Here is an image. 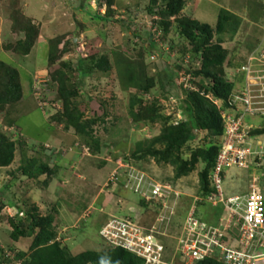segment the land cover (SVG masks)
Here are the masks:
<instances>
[{
  "label": "rangeland",
  "instance_id": "1",
  "mask_svg": "<svg viewBox=\"0 0 264 264\" xmlns=\"http://www.w3.org/2000/svg\"><path fill=\"white\" fill-rule=\"evenodd\" d=\"M162 4V0L157 5L151 0H0V64L18 72L22 92L16 103L0 109V135L15 145L13 162L0 168L1 264H30L32 245L42 230L53 235L52 243L78 256L108 249L99 233L114 218L156 227L163 210L143 205L123 180L116 185L115 173L133 171L171 187L169 219L160 229L169 257L175 253L183 222L192 209L211 224L227 214L223 205L197 201L204 199L199 194L202 164L188 176L175 179L170 165L158 164L154 157L134 156L139 143L153 140L164 126L173 125L174 118L166 111L172 98H179L183 113V102L191 93L207 91L209 99L222 107V101L206 88L211 80L196 75L202 68V55L180 34L178 19L172 18L165 31L159 15ZM230 6L235 10L232 15L241 21L238 32L216 34L211 44H221L227 51L224 72L231 81L252 52L264 49V0H235ZM206 9L215 16V8ZM179 18L195 19L193 11H183ZM22 22L38 31L27 56L13 50L25 39L16 30ZM217 23L211 26L214 30ZM92 58L96 62L107 59L110 69H95ZM188 73H194L198 92L183 85ZM62 77L68 91H78L69 99V109L80 117L78 124L85 134L66 116ZM151 80L155 86L145 91ZM237 82L242 84L243 76ZM6 83L7 74L0 67V92ZM150 108L159 109L163 119L154 124L139 119ZM247 121L264 128V119ZM205 139L206 133H201L190 149L204 146ZM190 155L187 148L184 158ZM252 187L264 193V168L227 171L226 197L247 194ZM33 216L46 219L42 229L31 227ZM12 220L27 229L26 237L13 239Z\"/></svg>",
  "mask_w": 264,
  "mask_h": 264
},
{
  "label": "built area",
  "instance_id": "2",
  "mask_svg": "<svg viewBox=\"0 0 264 264\" xmlns=\"http://www.w3.org/2000/svg\"><path fill=\"white\" fill-rule=\"evenodd\" d=\"M239 75L243 76L242 84L237 82ZM186 76L187 84H183L186 90L198 92L194 86L197 81L194 73ZM231 82L234 88L226 106L222 102L219 108L224 133L210 176L214 190L206 198L197 199L212 207L223 205L227 214L211 224L192 209L183 222L175 253L169 257L160 229L169 219L167 201L172 196L171 187L157 183L145 174L133 171L115 173L116 185L123 180L124 187L138 195L145 205L158 206L163 211L157 219V226L151 229L131 219L110 220L99 233L108 247L123 249L140 258L143 264H174L177 259L178 264H197L207 259L223 264H264V193L252 187L253 191L247 194L226 197L223 190L227 171L264 168V134L252 135L253 131L262 128L247 121L249 118L264 119V49L252 52L234 73ZM212 86L211 82L206 88L211 90ZM206 93L204 91L201 96L209 99ZM177 100L179 98H172L166 109L169 117L174 118L173 126L184 121Z\"/></svg>",
  "mask_w": 264,
  "mask_h": 264
},
{
  "label": "trees",
  "instance_id": "3",
  "mask_svg": "<svg viewBox=\"0 0 264 264\" xmlns=\"http://www.w3.org/2000/svg\"><path fill=\"white\" fill-rule=\"evenodd\" d=\"M163 4L159 7V15L161 17V24L165 31L171 26V19L177 20V25L180 34L188 40L195 52L202 55V68L196 72L197 76H204L211 80L213 86L209 92L217 100L226 102L231 94L234 84L225 76L224 68L228 60V53L221 44L212 45L213 36L216 34L238 32L241 21L234 15L224 11L218 18L216 29L214 30L210 25L202 24L200 21L189 18H179L185 9L186 3L184 0H162ZM154 5L159 3V0H151ZM153 14L154 11L150 10ZM16 25L18 24L15 20ZM20 32L25 34L24 40H19L13 47L14 52L29 55L35 45L38 37L36 27L31 23L22 22L20 26L16 27ZM54 46L50 48V61L53 59ZM93 60V67L100 71H108L110 64L107 59H101L96 62ZM228 64V63H227ZM0 67L5 69L8 77L6 83L0 92V109L7 104L16 103L22 95L21 87L19 85V74L16 70L7 67L4 63ZM90 72V71H88ZM85 71V73H88ZM170 77V75H169ZM65 81L61 78V95L67 102L66 116L71 123L76 126L79 133L85 134L86 130L80 123V117H74L69 109V99L78 95L77 90L68 91L65 87ZM163 84V83H162ZM155 86V80H151L144 87L145 91H149ZM138 103V101H136ZM185 121L178 126L166 125L161 130L158 137L153 140L145 141L137 145L135 157H154L158 164H168L174 169L175 179H181L195 172L198 164H202L204 169L199 173L201 197L206 198L213 192L211 186L210 176L214 170L217 156L220 151V138L224 133V126L220 116L219 108L208 98H205L197 93H191L182 105ZM146 115L139 117L142 120H149L154 124L159 119H163L159 113V109L150 108L146 111ZM152 113V114H151ZM150 115L151 118L149 117ZM80 116V115H79ZM95 123V121L93 122ZM201 133H206V144L197 149H190V144ZM264 134V128L255 130L252 135ZM157 146H160L157 148ZM15 145L8 139L0 135V168L8 167L14 159ZM191 152L190 158L185 159V150ZM143 205H145L143 203ZM31 227L33 229L43 228L46 219L33 216ZM53 220L48 222L51 227ZM22 224V223H21ZM14 233L13 239L18 241L20 238L27 236V229H23L20 223H11ZM53 235L46 233L44 230L40 232L35 239L32 250V262L30 264H143V261L135 255L123 250L113 249L108 247L102 253L86 252L78 256H72L67 249L62 248L59 243H52ZM1 264V263H0ZM4 264V263H2ZM197 264H223L215 259H207Z\"/></svg>",
  "mask_w": 264,
  "mask_h": 264
},
{
  "label": "crops",
  "instance_id": "4",
  "mask_svg": "<svg viewBox=\"0 0 264 264\" xmlns=\"http://www.w3.org/2000/svg\"><path fill=\"white\" fill-rule=\"evenodd\" d=\"M186 3V8L184 10V13H192L193 11V17L197 19L198 21L208 24L210 26L215 25L218 20V14L221 10H226L230 12L231 14H234V11L232 8H230V5H233L235 0H184ZM225 3V4H224ZM206 7H212L214 9L215 16L207 13L208 9ZM207 11V12H206ZM202 17L206 19H211L210 22L208 20H203ZM214 17V20H213Z\"/></svg>",
  "mask_w": 264,
  "mask_h": 264
}]
</instances>
